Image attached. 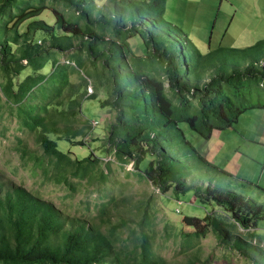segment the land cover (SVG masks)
<instances>
[{
  "label": "trees",
  "instance_id": "1",
  "mask_svg": "<svg viewBox=\"0 0 264 264\" xmlns=\"http://www.w3.org/2000/svg\"><path fill=\"white\" fill-rule=\"evenodd\" d=\"M104 1L0 0V90L42 150L33 157L20 140L22 159L33 161L44 182L73 194L79 186L107 185L111 163L94 152L72 157L58 144L88 145L93 125L83 102L99 100L116 113L105 150L121 167L133 164L163 196L194 192L195 203L214 206L180 224L194 230L180 232L185 252L212 233L248 262L264 264V247L251 233L235 236L224 220L252 232L264 220V203L211 182L191 185L194 165L233 176L211 164L186 133L210 140L246 112L264 110V40L203 53L165 20L167 0ZM138 37L141 56L130 43ZM38 92L42 104L30 105ZM95 211L80 216L58 207L15 183L0 163V264H170L154 249L151 199L111 197Z\"/></svg>",
  "mask_w": 264,
  "mask_h": 264
},
{
  "label": "rangeland",
  "instance_id": "2",
  "mask_svg": "<svg viewBox=\"0 0 264 264\" xmlns=\"http://www.w3.org/2000/svg\"><path fill=\"white\" fill-rule=\"evenodd\" d=\"M164 18L189 34L203 53H206L209 47L211 49L218 47L244 49L264 40V0H167ZM141 42L140 37L130 40L132 48L138 56L143 55L139 49ZM59 59L64 62L66 57H59ZM71 80L74 83L79 82V75L74 73ZM99 97L103 100L107 98L103 89L100 91ZM29 104H42L41 93L38 92L37 98ZM83 114L92 121L93 125L92 135L85 139L88 145L85 147L73 146L61 140L58 142L59 148L63 152H71L72 157L80 158L88 157L91 152H94L102 158L104 165L111 163L113 172L107 185L99 189L85 185L79 186L78 192L73 194L64 186L44 182L41 171L33 168V161L22 159L19 152L20 140H22L24 145L33 152V157L42 154V150L36 144L35 135L23 125L18 111L11 110L7 106L6 99L0 90V163L6 175L34 194L80 216L96 212V205L111 197H129L136 200L151 199L157 216L154 249L170 264H191L194 261V264H207L208 262H213V264H252L236 249L223 246L216 235L212 233L201 239L197 247L185 252L184 240L180 232L182 230L189 233L194 230L187 226L182 227L180 224L186 216L204 218L205 215L214 211V206H202L195 203L194 192L187 195L175 196L170 193L163 196L150 182L134 173L133 164H127L125 169L121 167L113 154L105 150L110 126L116 120L115 111L109 108L103 109L99 100L89 99L83 102ZM257 114L264 116V110L246 112L234 128L217 131L210 140L203 139L189 129L186 130L187 137L204 157L207 158L209 155L211 164L221 166L223 169L234 170L237 176L243 177L248 163L252 162L250 159L261 162L263 157V154H258L261 149L260 145L249 143L243 139L248 138L255 141L258 137V135L252 134V123L259 124V119H254L255 116H258ZM260 124L264 130V122ZM233 149H236L235 154L231 152ZM218 153L219 155L226 154L228 157L225 155L218 158ZM227 173L232 172L228 171ZM229 177L227 174L200 164L192 167L188 182L191 185L211 182L220 188L258 200L257 194L251 191L253 188L248 189V183L242 181L243 179L236 181L237 178L233 180L231 179L233 177L230 179ZM253 190L256 191V188ZM224 220L235 236L240 235L248 238L251 233L255 238L254 242L261 244L262 248L264 247V220L260 221L257 229L252 232L241 231L226 217Z\"/></svg>",
  "mask_w": 264,
  "mask_h": 264
},
{
  "label": "crops",
  "instance_id": "3",
  "mask_svg": "<svg viewBox=\"0 0 264 264\" xmlns=\"http://www.w3.org/2000/svg\"><path fill=\"white\" fill-rule=\"evenodd\" d=\"M256 110H260V109H256ZM257 115L258 116H255L254 119L256 120L258 118L259 119V124H253L252 123V134H256V135H258V137H256L255 141H253V139L249 140L248 138H243V139L249 141V143H255L257 145H260L261 149H259L258 154H263L261 162L257 161L256 159L255 160L250 159L253 162V164H251L252 162L248 163V168L244 172V175H242L243 177L237 176L236 173L234 172V170H228L227 168L223 169L221 166H218L216 164H215V166H217L220 170H223V171H226V172H228V171L232 172L230 174H234V175H232L233 178L229 177V179L231 178V179L235 180L237 178L236 181H239L240 179L241 180L243 179L242 181H245L247 183L255 184V186L249 187L248 189H250V188L255 189L256 188V191L253 190V189H251V191H253V192H255V194H257V196H258V200L257 201H261V202L264 203V130L262 129V126H260V125H262L260 123L264 122V116H261L259 114H257ZM253 125H254V127H253ZM263 127H264V125H263ZM214 134H213L212 138L214 137ZM231 152H233L235 154L236 149L231 150ZM225 155L224 154L223 155L222 154L219 155V153H218L217 157L219 158L221 156V158H222V156L224 157ZM226 157H228V155H226ZM253 158H255V157H253ZM206 159L209 161V155H208V157ZM218 172H220V171H218ZM260 188H262V189H260ZM234 190H238V189H234ZM244 193H246V192H244ZM248 195H249V193H248Z\"/></svg>",
  "mask_w": 264,
  "mask_h": 264
}]
</instances>
